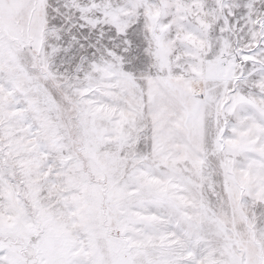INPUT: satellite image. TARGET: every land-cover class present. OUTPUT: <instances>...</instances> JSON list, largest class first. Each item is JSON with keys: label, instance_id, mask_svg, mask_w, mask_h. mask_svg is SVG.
I'll return each mask as SVG.
<instances>
[{"label": "snow or ice", "instance_id": "6c2138e0", "mask_svg": "<svg viewBox=\"0 0 264 264\" xmlns=\"http://www.w3.org/2000/svg\"><path fill=\"white\" fill-rule=\"evenodd\" d=\"M0 264H264V0H0Z\"/></svg>", "mask_w": 264, "mask_h": 264}]
</instances>
